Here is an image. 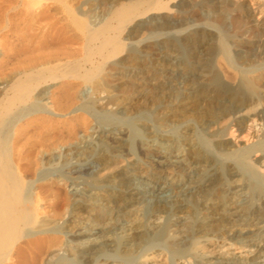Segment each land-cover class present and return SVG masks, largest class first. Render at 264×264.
Masks as SVG:
<instances>
[{
  "label": "bare ground",
  "instance_id": "obj_1",
  "mask_svg": "<svg viewBox=\"0 0 264 264\" xmlns=\"http://www.w3.org/2000/svg\"><path fill=\"white\" fill-rule=\"evenodd\" d=\"M0 264H264V0H0Z\"/></svg>",
  "mask_w": 264,
  "mask_h": 264
},
{
  "label": "rangeland",
  "instance_id": "obj_2",
  "mask_svg": "<svg viewBox=\"0 0 264 264\" xmlns=\"http://www.w3.org/2000/svg\"><path fill=\"white\" fill-rule=\"evenodd\" d=\"M114 73H115V70L113 67L107 66L105 68L104 74L106 76L107 81H109L110 83L115 81V78L119 77L117 74H114ZM119 84L122 85V83H120V82H119ZM129 89H130L129 86L124 87V90H129Z\"/></svg>",
  "mask_w": 264,
  "mask_h": 264
}]
</instances>
